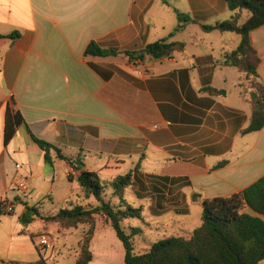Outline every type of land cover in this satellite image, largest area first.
I'll use <instances>...</instances> for the list:
<instances>
[{
	"label": "crops",
	"instance_id": "1",
	"mask_svg": "<svg viewBox=\"0 0 264 264\" xmlns=\"http://www.w3.org/2000/svg\"><path fill=\"white\" fill-rule=\"evenodd\" d=\"M176 10L193 20L178 33ZM232 16L226 0H0V264L42 258L48 264H76L86 227L65 229L36 215L31 219L27 209L49 215L71 202H94L84 198L77 181L81 171L54 154V167L46 165L29 130L66 154L80 156L82 169L102 181L112 182L140 164L143 183L126 192L143 208L149 199L151 209L162 211L155 216L171 213L180 227L186 226L181 217L190 215L191 205L230 197L264 177V128L243 133L252 104L242 95V74L221 63L240 37L202 28ZM171 35L187 46L164 60L146 57L134 65L123 53L85 55L92 42L107 50L139 51ZM251 36L264 84V27ZM209 88L226 93L213 95ZM12 104L28 128H18L5 145ZM58 169L67 188L58 186ZM21 176L31 184L25 196L16 187ZM9 204L13 213L6 211ZM48 206L56 207L48 211ZM40 234L53 241L41 254ZM91 250L90 264H99L97 252L108 262L116 252L125 264L124 245L104 221L97 223Z\"/></svg>",
	"mask_w": 264,
	"mask_h": 264
},
{
	"label": "trees",
	"instance_id": "2",
	"mask_svg": "<svg viewBox=\"0 0 264 264\" xmlns=\"http://www.w3.org/2000/svg\"><path fill=\"white\" fill-rule=\"evenodd\" d=\"M232 18L212 26H203L205 32L218 31L223 34H236L240 37L239 45L223 55L222 65L235 67L241 74L240 87L244 97L249 96L252 104L250 125L244 134L254 133L264 128V84L259 74L262 62L252 43V32L264 27V0H226ZM178 26L175 33L185 30L193 22L188 15L176 10ZM169 38L147 45L143 50L118 52L107 50L97 42H92L86 49V57H111L125 54L130 63L138 65L146 57L152 60L171 58L176 52H183L185 42ZM96 71L98 69L92 66ZM211 94L225 95V91L209 88ZM27 126L20 110L12 104L6 113L4 143L16 136L18 128ZM29 130V129H28ZM32 140L44 151L45 164L54 167L56 159L80 170L77 181L84 193L85 200L94 202L83 204L71 202L54 214H40L39 208H28L27 213H34L47 223H58L65 229L86 227L78 249L76 264H90L93 261L91 243L97 223L110 224L125 248V264H260L264 260V177L243 192L226 198L204 200L201 225L190 235L165 236L149 248L137 252V238L142 230L126 227L128 221L143 219L141 208H134L125 198L126 190L143 181L138 177L141 165L125 176L114 181H102L97 173L82 169L85 166L80 156L66 154L61 148L34 136ZM161 180H165L161 178ZM5 204L2 203V208ZM250 209L254 214L246 213ZM29 217H24L28 224ZM38 252L41 250L38 245ZM41 256V255H40ZM22 264V263H12ZM48 264L43 258L37 263Z\"/></svg>",
	"mask_w": 264,
	"mask_h": 264
},
{
	"label": "rangeland",
	"instance_id": "3",
	"mask_svg": "<svg viewBox=\"0 0 264 264\" xmlns=\"http://www.w3.org/2000/svg\"><path fill=\"white\" fill-rule=\"evenodd\" d=\"M224 18V17H223ZM220 18V19H223ZM216 36H220L219 32L214 33ZM214 41H217V39H212ZM57 182L59 187H66L68 186V181L65 175L63 174L61 169H58L57 171ZM128 174V173H127ZM125 176V175H124ZM151 195H154L151 194ZM158 194L154 195L153 197H157ZM126 200L134 207V208H141L143 210L142 216L143 219H136L128 222L126 224V227L132 226L134 228H139L143 231V234L137 238V252L142 251L143 249L149 248L152 244L156 243L157 241L162 240L165 236H171L175 234H183L188 233L189 231H192L194 225H200L201 224V216L203 207L201 204H193L190 206V215L187 217H181L186 219V226L180 227L177 224H173V218L171 213H165L162 216H155L156 213L159 212V209H151L149 206L151 205V201L148 199L146 202H143L144 208L141 207L139 204V200L133 195L131 191L126 192ZM49 210L54 209L55 207L48 206ZM59 209V208H57ZM170 211V210H166ZM156 212V213H155ZM164 212V211H163ZM31 219L34 217L35 214L32 213L30 215ZM37 217V216H36ZM36 225H41L40 222H38ZM79 252V249H78ZM79 254V253H78ZM114 260L108 262V257L104 256L100 252H97L96 260H98L99 264H122L121 256H116V252H114ZM64 264H72L70 261H66Z\"/></svg>",
	"mask_w": 264,
	"mask_h": 264
},
{
	"label": "built area",
	"instance_id": "4",
	"mask_svg": "<svg viewBox=\"0 0 264 264\" xmlns=\"http://www.w3.org/2000/svg\"><path fill=\"white\" fill-rule=\"evenodd\" d=\"M16 187L21 195L25 196L26 194H28L31 190L29 177L21 176L17 178ZM5 208L7 213H13L15 211L13 205L11 204L6 205ZM37 239H38V247L42 252L46 251L52 246L53 243L52 238L47 234H40L37 236Z\"/></svg>",
	"mask_w": 264,
	"mask_h": 264
}]
</instances>
